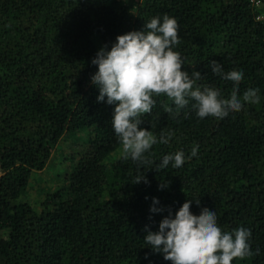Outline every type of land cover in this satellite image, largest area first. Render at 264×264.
Instances as JSON below:
<instances>
[{
    "label": "trees",
    "instance_id": "1",
    "mask_svg": "<svg viewBox=\"0 0 264 264\" xmlns=\"http://www.w3.org/2000/svg\"><path fill=\"white\" fill-rule=\"evenodd\" d=\"M256 1L142 0L133 15L123 0H0V264H171L144 238L188 200L194 215L215 211L224 231L251 230L259 253L232 264H264V0ZM164 15L178 22L174 51L190 76L201 73L197 86L230 98L234 84L213 73L215 60L225 72L242 71L238 95L259 89L260 102L200 119L194 101L177 116L172 101L154 96L141 129L158 140L171 132L169 142L145 153L147 165L125 155L109 165L122 145L111 125L115 106L97 101L92 60ZM82 133L83 151L67 157L68 184L40 209L22 200L60 141ZM179 151L182 167L157 168ZM144 175L148 183L135 184Z\"/></svg>",
    "mask_w": 264,
    "mask_h": 264
},
{
    "label": "clouds",
    "instance_id": "2",
    "mask_svg": "<svg viewBox=\"0 0 264 264\" xmlns=\"http://www.w3.org/2000/svg\"><path fill=\"white\" fill-rule=\"evenodd\" d=\"M179 25L175 18L164 15L145 22L143 31H132L116 37V43L108 50L102 48L92 64L98 71L91 77L92 84L99 89L98 102L114 105L111 121L114 133L122 145L125 157L134 162L147 165L148 153L157 143L167 144L172 133H161L159 140L146 129H141L144 114H150L156 104L154 96H166L176 107V115L194 101L192 109L200 119L209 116L223 119L230 112L240 111L245 103L258 104L259 89H247L243 96L238 95L243 72L232 70L225 72L221 63L212 60L214 74L226 81L233 82L230 98L224 99L221 92L213 87L197 86L202 79L198 71L183 70L184 61L174 47L179 45ZM165 111L172 113L171 107ZM198 154V145L191 150V157ZM172 163L180 168L185 162L184 152L165 155L157 166L163 170ZM148 183L146 176H138L135 184ZM166 184L162 183L161 188ZM191 200L185 202L175 218H164L158 232L148 231L144 241L155 253H162L171 264H232L236 259L244 260L254 253L249 240L251 230L239 227L224 231L218 225L215 211L207 208L200 215L190 211ZM159 200L154 199V204ZM199 206L200 201H196ZM151 212L162 211L152 207ZM147 231V229H146ZM147 258V257H146Z\"/></svg>",
    "mask_w": 264,
    "mask_h": 264
},
{
    "label": "rangeland",
    "instance_id": "3",
    "mask_svg": "<svg viewBox=\"0 0 264 264\" xmlns=\"http://www.w3.org/2000/svg\"><path fill=\"white\" fill-rule=\"evenodd\" d=\"M126 5L131 7V12L135 15L136 7L142 4V0H123ZM85 141L84 134L77 137H64L60 144L54 149L53 156L47 167L43 171L34 172L31 176L30 183L26 191L22 194L21 199L30 203L35 208L40 209L41 204L45 201L47 195L58 190H62L67 183V171L71 168V161L67 157L72 155L79 156L83 151ZM123 148L113 153L107 163L113 162L124 156Z\"/></svg>",
    "mask_w": 264,
    "mask_h": 264
},
{
    "label": "built area",
    "instance_id": "4",
    "mask_svg": "<svg viewBox=\"0 0 264 264\" xmlns=\"http://www.w3.org/2000/svg\"><path fill=\"white\" fill-rule=\"evenodd\" d=\"M252 1L255 2L256 0H252ZM256 3L259 4L260 1H256ZM258 20H263V21H264V14L261 15V16H259V17H258Z\"/></svg>",
    "mask_w": 264,
    "mask_h": 264
}]
</instances>
